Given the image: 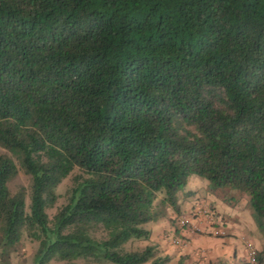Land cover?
<instances>
[{
  "label": "trees",
  "instance_id": "trees-1",
  "mask_svg": "<svg viewBox=\"0 0 264 264\" xmlns=\"http://www.w3.org/2000/svg\"><path fill=\"white\" fill-rule=\"evenodd\" d=\"M193 176L264 237V0H0V259L170 264L125 246Z\"/></svg>",
  "mask_w": 264,
  "mask_h": 264
},
{
  "label": "crops",
  "instance_id": "crops-1",
  "mask_svg": "<svg viewBox=\"0 0 264 264\" xmlns=\"http://www.w3.org/2000/svg\"><path fill=\"white\" fill-rule=\"evenodd\" d=\"M178 205L180 213L169 207L163 217L146 225L150 236L141 241V249L155 247L161 256L171 259L170 264H249L247 244H252L259 254L258 264H264V237L254 220L250 200L237 190H213L209 181L193 176L178 194ZM200 207L214 211L216 226L226 231L225 237L214 236L213 228L196 216ZM178 214L192 217L194 225L180 229L175 221Z\"/></svg>",
  "mask_w": 264,
  "mask_h": 264
},
{
  "label": "rangeland",
  "instance_id": "rangeland-1",
  "mask_svg": "<svg viewBox=\"0 0 264 264\" xmlns=\"http://www.w3.org/2000/svg\"><path fill=\"white\" fill-rule=\"evenodd\" d=\"M70 187H71V179L65 180L63 183H61L57 187L56 192L59 196V201L56 207H60L66 203V193ZM10 188L13 193H17L22 188L24 189L28 197L27 198V210H28L29 203H30V199H29L30 178L26 176L24 172L21 170L19 176L15 178L10 184ZM238 192L241 193L246 199H249V197L245 193H242L240 191ZM56 210H57L56 208L53 210H50L49 215L52 217L56 213ZM141 241L142 240H133L129 242L125 246L126 250L129 252L143 250L141 249L142 248ZM37 249H38V243L36 242L34 243L30 241L26 237V235H24L21 245L17 249V251L12 253L9 259H6V258L0 259V264H33L34 256L37 252ZM248 261H250V259ZM51 264H66V263L61 262V261H53ZM249 264L251 263L249 262Z\"/></svg>",
  "mask_w": 264,
  "mask_h": 264
},
{
  "label": "built area",
  "instance_id": "built-area-1",
  "mask_svg": "<svg viewBox=\"0 0 264 264\" xmlns=\"http://www.w3.org/2000/svg\"><path fill=\"white\" fill-rule=\"evenodd\" d=\"M197 217H200L204 219L209 226H211L212 234L216 237H225L226 231L222 227L216 226V216L214 214V211L211 208L208 207H200L195 212ZM194 214V215H195ZM176 224L180 229H188L189 227H192L193 224V218L189 216H182L178 214V217L175 218ZM176 244H181V241H175ZM248 247V255L250 259L251 264H258L259 261V254L257 249L252 244H247Z\"/></svg>",
  "mask_w": 264,
  "mask_h": 264
}]
</instances>
